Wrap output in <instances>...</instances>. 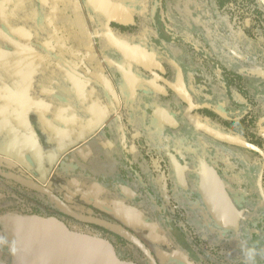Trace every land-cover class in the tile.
I'll return each instance as SVG.
<instances>
[{
	"label": "crops",
	"instance_id": "0c3cea01",
	"mask_svg": "<svg viewBox=\"0 0 264 264\" xmlns=\"http://www.w3.org/2000/svg\"><path fill=\"white\" fill-rule=\"evenodd\" d=\"M135 4L153 26L151 14L162 24L167 16L175 19L167 14L180 13L227 22V0ZM96 14L83 0H0V172L26 175L59 196L72 194V208L132 231L159 264H189L183 242L162 237L164 212L170 211L156 157L162 144L145 129L124 124ZM165 28H152L146 37L159 48L175 44ZM212 36L217 51L219 37ZM0 190L13 198L0 202V214L25 209L56 215L53 204L26 197L24 188L1 176ZM3 250L0 245L5 264Z\"/></svg>",
	"mask_w": 264,
	"mask_h": 264
},
{
	"label": "flooded vegetation",
	"instance_id": "af4514ba",
	"mask_svg": "<svg viewBox=\"0 0 264 264\" xmlns=\"http://www.w3.org/2000/svg\"><path fill=\"white\" fill-rule=\"evenodd\" d=\"M83 2L87 3V0ZM95 2L108 15L116 14L115 5L124 6L131 15V20L125 19L124 24L111 22L109 26L113 36L145 48L155 56V61L149 67L157 77L122 59L109 43L104 15L96 14L105 56L112 59L111 65L118 77L116 79L124 124L145 129L149 139L158 138V142L162 144L156 157L160 162L168 206L171 208V211L164 212L166 231L162 233V237L166 239V235H171L179 244L182 241L189 264H264V75L252 76L240 72L233 75L234 68L252 67L254 64L241 59L233 65L234 58L230 55L233 50H227V42L222 47L220 45L223 39L227 41V31L225 33L224 30H219L213 14H167L172 17L174 15L175 19L167 16L166 24H162L159 17L151 14L155 22L153 26L149 17L136 10V0ZM257 2L263 14L256 18L263 23L264 6L259 0ZM107 3L112 6L111 11ZM182 4L180 3L181 6ZM246 4L247 8L244 6V9H236L228 18L250 30L253 18L246 11H254L255 8L252 4ZM229 7L233 6L229 4ZM175 8L177 9V5ZM241 14L249 17L247 24H242ZM193 15L195 19L192 18ZM157 20L164 28L167 26L170 30L167 37L175 38V44H162L159 48V41H150L146 37L152 28L158 29ZM211 32L219 37L217 51H213L210 46V39L214 37ZM247 52L257 54L253 48ZM177 54L179 57H174ZM177 67L192 103L197 106L195 108H190L163 82L165 79L174 86L178 85L180 78ZM160 69L165 72L162 73ZM212 76L216 80H211ZM258 84L262 90L257 91ZM176 88L179 89L180 86ZM187 110L189 116L201 125L241 139L254 146L257 151L219 142L195 129L186 116ZM159 111L170 113L177 124L163 127L157 123L154 115ZM50 204H53L51 200ZM231 205L236 212L231 211ZM225 208L227 226L221 225L212 213L215 209ZM12 212L34 213L25 209H15ZM54 216H60L73 230L109 239L123 258L139 264L147 263L136 247L116 235L61 215L57 210ZM1 234L3 240L0 245L6 242L3 233ZM253 239L257 240V248L248 243V240ZM249 249H253L257 261L243 255ZM3 253L6 254L5 264H10L9 253L4 250ZM176 262L187 264L181 260Z\"/></svg>",
	"mask_w": 264,
	"mask_h": 264
},
{
	"label": "water",
	"instance_id": "95a60500",
	"mask_svg": "<svg viewBox=\"0 0 264 264\" xmlns=\"http://www.w3.org/2000/svg\"><path fill=\"white\" fill-rule=\"evenodd\" d=\"M259 1L264 6V0ZM87 3L97 13L104 15L109 43L120 54L121 58L149 71L153 77H157V74L152 72L149 67L151 62L155 61V56L150 51L132 45L128 41L115 38L111 32L109 26L111 22L124 24L125 19L131 20V15L126 8L119 4H113L115 5L114 9L117 10L116 14L111 13L108 15L105 14L108 13L106 10L104 11L101 7L97 6L95 0H87ZM107 5L111 11L112 6L109 3ZM160 70L162 73L165 72V70ZM177 70L180 81L175 86H180L179 89L165 79H163V82L176 92L180 99L187 103L190 108L197 107L192 103L178 67ZM154 116V120L163 127L177 124L175 118L170 113L159 111ZM186 116L195 129L203 131L219 142L257 151L254 146L241 139L201 125L189 116V110H187ZM0 176L18 184L27 191L35 192L51 200L59 214L106 230L116 235L122 241L136 247L144 255L146 264H158L156 257L145 247L142 240L124 226L92 214H79L77 210H73L71 205L74 196L72 194L67 193L71 198L59 196L49 188L23 174L0 172ZM6 199L7 194L3 190H0V202ZM225 202L227 204V197L225 198ZM230 208L233 212L237 211L232 205ZM212 213L221 225L227 226V222L225 221L227 218L225 216V214L227 215V208L222 210L215 209ZM59 217L38 213L19 214L7 212L0 214V230L6 240V242L1 243V246L4 251L9 253L10 264H139L123 258L109 239L100 235L73 230Z\"/></svg>",
	"mask_w": 264,
	"mask_h": 264
},
{
	"label": "trees",
	"instance_id": "16d2710c",
	"mask_svg": "<svg viewBox=\"0 0 264 264\" xmlns=\"http://www.w3.org/2000/svg\"><path fill=\"white\" fill-rule=\"evenodd\" d=\"M233 1L234 0H227V22L220 23V21L216 20L217 27L219 28V30L220 31L224 30L225 33L227 31V35L229 34L232 37L231 40L232 44L228 43L225 39H223L222 42L224 43L227 42L228 51L229 49L233 50V53L230 54L234 58L233 65H235V62H238V60L241 59L246 60L247 62L251 61L254 64L252 67L249 66H241V68L238 67V71L241 74L244 75L249 74L252 76L260 75L262 77V75H264V22L262 23L260 19L256 18L259 16V14H263L261 12L262 8L260 7V4L257 2V0H238L240 2L246 1V3L252 4L253 7L255 8L254 11L251 10L246 11V13L251 14V17L253 18L251 29L246 30L240 27L238 24H235L233 21H231L228 18L229 14H234L236 10V8L229 7V4L232 3ZM242 8L244 9V7ZM239 28H242V30H240ZM239 30L240 32L239 34H237V31ZM221 34L225 35L223 33ZM250 48L251 49L253 48L257 54L247 52L248 49ZM6 194H7V199H13L8 193ZM24 195L31 199H36V197H39L38 200L42 201V203L46 205H50V200H48L46 197L40 194H35L32 191L25 190ZM12 211L13 210L11 209L4 210L1 213H7Z\"/></svg>",
	"mask_w": 264,
	"mask_h": 264
},
{
	"label": "rangeland",
	"instance_id": "374dc122",
	"mask_svg": "<svg viewBox=\"0 0 264 264\" xmlns=\"http://www.w3.org/2000/svg\"><path fill=\"white\" fill-rule=\"evenodd\" d=\"M231 6H233V8H236V9H242V7H244L245 6V8H247V4H246V1H243V2H240V1H238V0H234L232 3H231ZM241 20H242V24L244 25V24H247L248 22H249V17L246 15V14H241ZM203 18H204V15H203ZM157 24H159V26H158V30L159 31H163V29H162V25H161V23H160V21L159 20H157ZM232 37L228 34L227 35V42L228 43H230V44H232ZM222 44H225L224 42H220V45H221V47H222ZM229 62H230V60H229ZM238 63V62H237ZM236 62H235V64H237ZM241 68V67H240ZM234 70V72H233V75H236V74H238V68L236 67V68H234L233 69ZM210 73V72H209ZM244 78V77H243ZM211 80H216V77H214V76H212L211 78H210ZM215 84H216V81H215ZM218 85V84H217ZM263 88L258 84L257 85V91L258 90H262ZM249 94H250V92H249ZM249 94L247 95V97L249 98ZM247 98V100H248V102H249V99ZM170 208V207H169ZM170 211H171V208H170ZM186 232L189 234V232H188V230H186ZM264 232V231H263ZM248 243L251 245V246H253V247H258V243H257V240H255V239H253V240H248ZM244 256H246L247 258H249V259H253L254 260V262L255 261H257V259L255 258V256L253 255V249L252 250H250L249 249V251L247 250V252H244V254H243Z\"/></svg>",
	"mask_w": 264,
	"mask_h": 264
}]
</instances>
